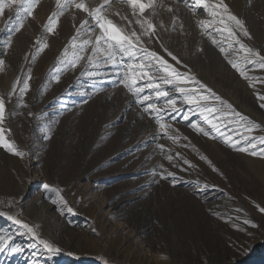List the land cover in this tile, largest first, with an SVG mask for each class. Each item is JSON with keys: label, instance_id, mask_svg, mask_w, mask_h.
<instances>
[{"label": "rangeland", "instance_id": "1", "mask_svg": "<svg viewBox=\"0 0 264 264\" xmlns=\"http://www.w3.org/2000/svg\"><path fill=\"white\" fill-rule=\"evenodd\" d=\"M225 2L245 20L252 38L244 42L264 54V0ZM54 9L55 0H41L36 19L29 18L14 38L5 70L0 72V95H7L17 77L22 78L29 68L32 71L25 97L28 106H19L15 98L6 105V136L27 156L19 158L0 148V201H4L0 210H8L7 201L16 199L18 205L11 211H19L22 218L29 209L28 222L39 226L43 238L61 249L51 259L40 255L41 264H206L205 254L218 241L214 235L226 233L225 213L251 219L259 227L244 226L241 220L244 231L238 230L235 237L247 245L241 254L229 255L220 264H243L256 247L264 253V214L257 207H264V182L246 158L241 159L245 153L195 133L180 117L173 126L195 147H183L188 143L183 139L172 145L166 136L157 135L154 121L140 115L122 86L77 79L78 73L70 72H62L58 83L52 80L57 57L75 34L79 16H61L56 34L48 36L49 47L35 62L24 61L35 40L45 35L43 26ZM198 11L203 13V9ZM182 18L185 33L177 25L175 33L165 36L170 49L237 111L264 126V109L259 108L247 81L201 35L190 14L182 12ZM164 19L170 26L166 15ZM5 20L7 15L0 18V29H5ZM11 22H15L14 14ZM6 35V30L0 31V41ZM213 35L219 39L217 33ZM247 69L250 75L264 78V70L254 65ZM257 86L264 92V86ZM95 88L104 91L97 94ZM86 93H93V98L81 107ZM29 110L32 117L27 115ZM50 121L59 123L53 124V134L46 141L40 129ZM254 134L264 135V131L256 129ZM158 143L171 148L173 156L182 153L196 168L182 161H178L182 167L173 166L159 152ZM201 156L208 157L215 169ZM260 160L264 164V158ZM160 164L176 172L175 186L171 178L153 177V169L160 171ZM45 182L62 187L78 215L57 212L50 194L42 189ZM0 229L12 232L15 242L25 248L23 253H0V264H29L34 251L27 246L33 242L19 235L4 217H0ZM183 231L191 235L186 242L190 246L183 242ZM258 264H264V259Z\"/></svg>", "mask_w": 264, "mask_h": 264}, {"label": "snow or ice", "instance_id": "2", "mask_svg": "<svg viewBox=\"0 0 264 264\" xmlns=\"http://www.w3.org/2000/svg\"><path fill=\"white\" fill-rule=\"evenodd\" d=\"M40 4L41 0H0V18L7 15L5 29H0L7 31L6 37L0 41V72L5 70L6 58L13 47L14 38L21 33L29 18L36 19L35 12ZM199 9H203V13ZM182 12L190 14L196 26L201 29V35L207 36L227 63L247 81L254 90L259 108L264 109V92L257 89L258 84L264 86V78L250 75L247 69V65H254L264 70V54L244 42V38H252L251 33L245 20L234 14L225 0H55V9L43 26L45 35L35 40L23 59L29 64L35 62L49 47L48 36L56 34L61 16L65 13L73 19L79 16L78 26L74 25L75 34L57 57L52 80L58 83L62 72H70L78 73L77 79L87 78L94 83L110 82L113 87L122 86L134 99L140 115L154 121L157 135L166 136L172 145H179L183 139L188 141L183 147H195L188 137L182 136L179 129L173 126L172 122L180 117L197 134L219 139L238 152L264 158V135L254 134L256 129L264 131V126L237 111L233 104L198 78L191 67L166 43L165 36L175 33L177 25L179 31L185 33ZM13 14L14 23L11 22ZM165 15L169 18L170 26L165 22ZM213 32L218 34L219 39ZM105 69L111 71L106 72ZM31 77L32 71L29 68L26 75L17 77L7 95H0V148L19 158L26 157L27 153L18 150L17 145L6 136V105L15 98L19 106H28L25 97L30 90ZM103 91V88H95L97 94ZM85 95L81 107L93 98V93ZM9 115L14 113L9 112ZM27 115L32 117L34 113L29 110ZM44 115L47 116V113ZM194 116L199 119H192ZM58 123L50 121L44 124L40 129L44 133V140L51 138L52 126ZM157 148L173 166L182 167L178 163L182 161L183 165L196 168L182 153L176 152L173 156L172 149L166 150L164 144L158 143ZM200 158L207 160L215 169L208 157ZM159 168L160 171L153 169V177L158 176L164 180L171 178L175 186L178 182L176 172L168 171L163 164ZM42 189L50 194L51 204L56 206L61 215H78L63 194L62 187L45 182ZM3 203L0 201V204ZM17 205L16 199H9L6 205L8 210H0V217L17 226L19 235L33 242L29 246L37 251L32 253L33 258L29 264H41L39 257L42 254L50 259L61 254V249L53 241L42 238L36 226L20 218L19 211H11ZM257 207L264 214V207ZM228 219L240 231H244L241 220L244 226L259 227L248 218L230 216ZM24 251L25 248L15 242L12 232L0 229V253L13 255ZM162 258L168 259L167 256Z\"/></svg>", "mask_w": 264, "mask_h": 264}, {"label": "bare ground", "instance_id": "3", "mask_svg": "<svg viewBox=\"0 0 264 264\" xmlns=\"http://www.w3.org/2000/svg\"><path fill=\"white\" fill-rule=\"evenodd\" d=\"M257 89L262 92V90L258 86H257ZM253 93H254V90H253ZM253 98L256 100L255 96H253ZM245 158H246V161H247L248 165L250 166L251 170L255 173V175L259 179H261V181L264 182V177H263V175H264V164L260 160V158L259 157H257V158L256 157H252V156H250L247 153H245L244 157L241 158V159H245ZM25 214H27L26 216H28V217L31 215L29 209L26 210ZM225 214L227 215V220L223 221L224 224H227V226L223 225L224 232H226L224 234L225 237L224 236L222 237L218 233H216V235H214V237L217 238L218 241H217V243L215 242L214 245H213V248H211L210 251L207 254H205L206 264H220V262L222 260H224L225 258H227V256H229V255H231L232 257H234L235 255L238 256V254H241L244 251L245 245H247L244 242V240L242 241L243 243L237 242V241H240V240L237 239L238 237H235V235L238 232V230L233 227L232 221H230L228 219V217H230V216L231 217H236L238 215L233 214V213H230V214L229 213H225ZM26 216L22 217L21 219H24L26 222H28ZM36 227L38 228L39 226H36ZM40 234H41V236L43 238L44 235L41 232H40ZM187 236H188V238H187ZM205 237H206V235H205ZM189 238H191V235L189 233L183 231V234H182L183 242L186 243L188 240H190ZM186 244L190 246V243L189 244L186 243ZM27 248L31 249V253L33 251H37V249L32 248V247H28L27 246ZM250 248H253V247L251 246ZM45 259H48V257H46ZM263 259H264V253L260 250L259 247L258 248L256 247V249H254L250 253V255L247 256L244 259L243 264H247L248 262H249L248 264H256V263L258 264Z\"/></svg>", "mask_w": 264, "mask_h": 264}]
</instances>
